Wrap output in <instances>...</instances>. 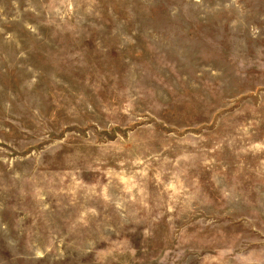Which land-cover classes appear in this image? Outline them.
Masks as SVG:
<instances>
[{
  "label": "rangeland",
  "instance_id": "rangeland-1",
  "mask_svg": "<svg viewBox=\"0 0 264 264\" xmlns=\"http://www.w3.org/2000/svg\"><path fill=\"white\" fill-rule=\"evenodd\" d=\"M0 264H264V0H0Z\"/></svg>",
  "mask_w": 264,
  "mask_h": 264
}]
</instances>
